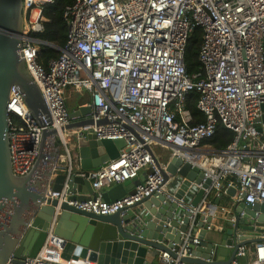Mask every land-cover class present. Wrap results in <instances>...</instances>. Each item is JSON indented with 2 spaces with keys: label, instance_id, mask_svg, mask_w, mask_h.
Returning a JSON list of instances; mask_svg holds the SVG:
<instances>
[{
  "label": "built area",
  "instance_id": "2783aa9c",
  "mask_svg": "<svg viewBox=\"0 0 264 264\" xmlns=\"http://www.w3.org/2000/svg\"><path fill=\"white\" fill-rule=\"evenodd\" d=\"M54 3L23 0L21 53L47 104L51 122L41 115L40 124L21 89L11 87L7 109L16 175L25 176L32 170L42 131L51 127L61 133L65 151L60 157L64 156L65 164L71 163L67 133L60 131L71 122L66 104L71 87L90 95L86 105L91 110L84 116L94 124L82 130L94 133L97 139L125 141L118 157L82 173L91 180L96 197L70 201L71 205L109 215L124 213L146 198L164 194L167 201L177 203L192 216H212L205 200L213 192L221 195L228 189L234 190L233 209L240 202L246 208L264 204V0H75L64 10L68 34L63 47L36 37L44 30L45 8ZM196 27L203 29L199 50L202 67L189 74L185 53ZM42 45L60 51L47 67L37 60ZM191 91L199 94L196 107L204 114V121H196L186 107ZM102 119L107 122L99 124ZM220 124L232 131L234 138L225 148L216 149L210 140ZM155 145L170 149L166 162ZM173 157L189 162L211 179L199 207L191 206L187 196L202 183L191 182L183 199L174 196L184 179L174 184V176L166 171ZM142 172L146 177L127 195L115 201L102 199L105 188L138 179ZM262 214L259 209L249 218L256 221ZM238 215L248 217L246 209ZM214 228L210 222L207 231ZM259 233L260 240L239 247L231 264H239L243 257L249 258V264H264V230ZM194 242H198L197 237ZM177 254L173 258L169 252L159 251L153 264H185L180 258L186 248ZM6 264L74 263L51 260L41 248L35 256L22 260L11 256Z\"/></svg>",
  "mask_w": 264,
  "mask_h": 264
},
{
  "label": "water",
  "instance_id": "95a60500",
  "mask_svg": "<svg viewBox=\"0 0 264 264\" xmlns=\"http://www.w3.org/2000/svg\"><path fill=\"white\" fill-rule=\"evenodd\" d=\"M23 29V0H0V264H6L11 256L16 260L35 256L41 248L51 260L64 259L74 264H146L154 251H167L177 258V252L183 247L186 254L180 262L185 264H231L240 246L260 240L247 238L264 230V204L246 208L243 202L238 203L230 212L235 221L227 219L223 227L221 244L207 240V226L212 216L203 213L192 216L177 203L167 201L164 194L146 198L124 213L109 215L71 205L70 201L96 197L91 180L82 173L118 157L125 146L124 139H97L94 133L83 131L84 126L94 124L90 118L72 121L91 110L87 105L70 111L71 122L60 130L64 134L72 129L80 130L74 139L71 163L58 164L65 148L61 133L51 127L42 131L32 170L25 176L16 175L11 162L7 109L11 87L21 89L27 106L40 124L43 125L41 115L51 122L40 88L22 57ZM106 122L102 119L98 123ZM52 139L55 151L50 154L46 148ZM48 163H53L52 168L46 172L44 184L37 185L40 168ZM157 163L161 165L159 160ZM166 171L184 179L174 193L179 199L185 197L189 181L202 183L190 200L191 206L199 207L211 179L178 157L168 161ZM146 175L144 172L138 179L115 184L103 192L102 199L115 201L127 195ZM164 176L168 178L165 171ZM227 193L233 195L234 190L228 189ZM212 207L211 203L206 205L207 209ZM242 209H246V219L251 222L241 221L238 214ZM259 209L263 214L256 221L251 220L249 217ZM228 253L230 258L222 259Z\"/></svg>",
  "mask_w": 264,
  "mask_h": 264
},
{
  "label": "trees",
  "instance_id": "16d2710c",
  "mask_svg": "<svg viewBox=\"0 0 264 264\" xmlns=\"http://www.w3.org/2000/svg\"><path fill=\"white\" fill-rule=\"evenodd\" d=\"M75 0H55L53 5L45 8L44 30L36 34V37L52 42L56 47H63L67 40L68 24L64 18V10L68 4ZM203 29L196 27L192 32L185 53V67L189 74H194L201 70V62L199 61V50L202 42ZM60 51L56 48L40 46L38 51V62L47 67L49 60L58 57ZM199 94L191 91L185 100L186 107L191 111L196 121H204L205 116L196 107ZM234 138V133L226 129L222 124L217 128L214 137L210 140V144L216 149L225 148Z\"/></svg>",
  "mask_w": 264,
  "mask_h": 264
},
{
  "label": "crops",
  "instance_id": "0c3cea01",
  "mask_svg": "<svg viewBox=\"0 0 264 264\" xmlns=\"http://www.w3.org/2000/svg\"><path fill=\"white\" fill-rule=\"evenodd\" d=\"M77 92L78 91H76L75 89H73L71 87L68 88L67 93H66V98L72 97L71 95L72 94L75 95ZM89 101H90V95L86 91H84L82 96H80V100L78 101L77 105L73 109H69V111H78V109L81 106L86 105L87 103H89ZM84 119H85V116L81 115V116L75 117L72 121L79 122V121H82ZM76 134H78L77 129H72V130L68 131L66 134V139L68 140V145H69L70 150L75 148V143H74V140L71 139V136H74V135L76 136ZM52 145H53V140L51 141V146L49 147V152H51V153L53 152ZM64 159L65 158L63 156L58 164H65L64 161H66V160H64ZM52 165H53V163H48V165L40 168L39 175H38V182H36L37 185H43L44 184V182L46 180L45 174L49 168H52ZM142 174H143V172H142ZM108 189H110V188H105V190H108ZM231 201H233L232 195H230L228 193H223V195H218L215 192L211 193L207 197V199L205 200V204L211 203L213 205L212 209H210L208 211V213L212 214L213 219H212L211 223H212V225L215 226L214 230L209 231L207 233V240L216 241L219 244H221V242L223 240V236L225 234V232L223 231V227H225L226 221H228L227 219L234 218L233 215L230 216V212L232 210H234L233 204L231 203ZM248 236L251 237L252 239H260L261 233H258V234L256 233V235L250 234ZM158 256H159V251L152 252L150 254L148 260H147L148 264L156 263ZM229 258H230V253H228L222 259L228 260ZM239 264H249V258L248 257L241 258L239 260Z\"/></svg>",
  "mask_w": 264,
  "mask_h": 264
},
{
  "label": "rangeland",
  "instance_id": "374dc122",
  "mask_svg": "<svg viewBox=\"0 0 264 264\" xmlns=\"http://www.w3.org/2000/svg\"><path fill=\"white\" fill-rule=\"evenodd\" d=\"M83 93H84V90L81 89L75 95L72 94L71 95L72 97L66 98V104H67L68 110L69 109H73L77 105L78 101L80 100V96H82ZM71 139L74 140L75 139V135L71 136ZM154 149L157 152V154L160 156L162 162H166L168 160V157H169V154H170V149H167V148H165L163 146H160V145H155ZM182 178L183 177L178 175V174L174 175V180H175L174 184L180 183L182 181ZM190 182L191 181H189L188 185L190 184ZM188 185L185 184V187L188 186ZM195 193H196V191L192 190V192L187 196V199H189V200L192 199V197L195 195ZM241 221L243 223L251 222L250 220H247V219H241ZM259 232H262V231L259 230Z\"/></svg>",
  "mask_w": 264,
  "mask_h": 264
}]
</instances>
